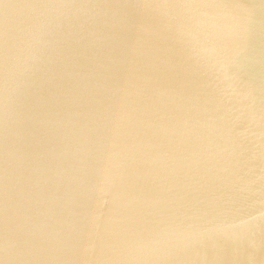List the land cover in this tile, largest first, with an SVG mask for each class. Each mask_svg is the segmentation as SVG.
<instances>
[{"label":"water","instance_id":"95a60500","mask_svg":"<svg viewBox=\"0 0 264 264\" xmlns=\"http://www.w3.org/2000/svg\"><path fill=\"white\" fill-rule=\"evenodd\" d=\"M0 264H264V0H0Z\"/></svg>","mask_w":264,"mask_h":264}]
</instances>
